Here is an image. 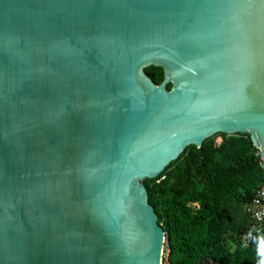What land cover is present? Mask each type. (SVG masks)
I'll return each mask as SVG.
<instances>
[{"label":"water","instance_id":"water-1","mask_svg":"<svg viewBox=\"0 0 264 264\" xmlns=\"http://www.w3.org/2000/svg\"><path fill=\"white\" fill-rule=\"evenodd\" d=\"M217 133L264 160V0H0V264H162L143 182Z\"/></svg>","mask_w":264,"mask_h":264},{"label":"trees","instance_id":"trees-1","mask_svg":"<svg viewBox=\"0 0 264 264\" xmlns=\"http://www.w3.org/2000/svg\"><path fill=\"white\" fill-rule=\"evenodd\" d=\"M143 72L156 85L165 79L161 67ZM143 185L165 235L162 264H260L264 259V223L255 224L247 211L264 186L249 134L217 133L199 148L188 146L159 178Z\"/></svg>","mask_w":264,"mask_h":264},{"label":"built area","instance_id":"built-area-1","mask_svg":"<svg viewBox=\"0 0 264 264\" xmlns=\"http://www.w3.org/2000/svg\"><path fill=\"white\" fill-rule=\"evenodd\" d=\"M258 157L261 170L264 171V160L261 159L259 153ZM247 211L255 224L260 225L264 223V186L255 192Z\"/></svg>","mask_w":264,"mask_h":264},{"label":"clouds","instance_id":"clouds-1","mask_svg":"<svg viewBox=\"0 0 264 264\" xmlns=\"http://www.w3.org/2000/svg\"><path fill=\"white\" fill-rule=\"evenodd\" d=\"M261 255L264 256V247L261 248ZM260 264H264V259L261 260Z\"/></svg>","mask_w":264,"mask_h":264},{"label":"rangeland","instance_id":"rangeland-1","mask_svg":"<svg viewBox=\"0 0 264 264\" xmlns=\"http://www.w3.org/2000/svg\"><path fill=\"white\" fill-rule=\"evenodd\" d=\"M218 141L220 140V138L217 139Z\"/></svg>","mask_w":264,"mask_h":264}]
</instances>
